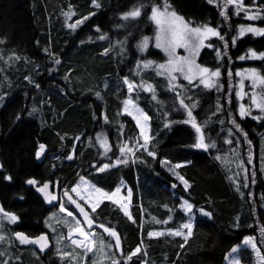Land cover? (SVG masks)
I'll return each instance as SVG.
<instances>
[{
	"label": "trees",
	"instance_id": "obj_1",
	"mask_svg": "<svg viewBox=\"0 0 264 264\" xmlns=\"http://www.w3.org/2000/svg\"><path fill=\"white\" fill-rule=\"evenodd\" d=\"M63 1L0 0V49L22 60L10 63L9 69L4 59L0 60V71L2 68L5 75L0 79V92H11L3 94L10 97L0 110V162L3 170L0 172V203L5 212L14 214L20 220L15 227L26 234L35 233L41 230L42 216L47 213L28 180L40 184L56 179L62 187L70 189L80 178H85L107 193L124 182L133 192L134 203L138 201L142 206L141 209H132L133 220L126 218L117 206L108 201L102 202L92 214L108 226H115L120 238V248L115 249V256L130 258L125 264H139L130 254L139 245L141 234L144 250L140 257H146V264H224L226 254L240 246L246 236L254 239L264 257V207L259 195L264 185L258 190L244 188L235 192L211 152L193 147L199 134L191 123L184 121L189 120L188 111H191L204 135L200 123L206 114L198 116V111L191 106L192 100L195 101L191 95L180 99L174 91H170L163 99V108L151 109L148 94H140V104L146 108L150 119L151 140L147 150L153 156L145 150L137 151L143 141L131 119L121 114L127 96L121 79L127 78L131 82L136 79L124 73V69L118 72L117 60L113 65L108 62L113 59L110 57L115 55L118 45L123 49L122 56L126 57L133 46H138L142 37L153 34L150 20L153 5L163 7L167 2L188 22L198 26L210 24L217 28L223 39L217 37L209 44L211 47H204L199 63L219 68L222 84L220 88L209 87L206 95H200L199 100L203 101L202 104H213L216 97L223 103V111L216 115L215 111L211 112L218 119H226L227 126H233L242 137L244 155H248L251 149L245 144L254 135L253 131L246 130L256 124L241 123L235 113L234 73L243 65L236 60L246 46L256 52H264V36H258L254 44H245L242 40L237 43V39L233 43L238 28L247 20L242 12L237 14L235 7L226 5L225 0L214 3L208 0H96L99 7L94 9L90 7L93 0H72L74 8L81 11V17L87 15V19H83L69 37L63 17L59 16V10L65 7ZM134 8H140L141 15L125 19V14ZM221 11L226 13V17L220 15ZM258 11L264 17V8L260 7ZM129 22L132 23L130 28L121 27ZM258 25L264 26V19H260ZM46 49L55 54V59L59 57L61 60L55 72V65L44 54ZM146 55L155 60L164 59L153 48ZM133 58H139L138 53ZM69 65L75 70L72 76L75 93L69 91ZM104 67L108 70L104 71ZM27 75L41 92L34 101L25 104L23 92L29 82H24L23 78ZM185 84L197 87L194 83ZM84 89H87L85 96ZM159 95L164 96L162 92ZM90 104L94 106L93 113H89L87 108ZM31 107L41 115L40 119L26 118ZM100 132L108 134L109 148L106 152L96 143L95 136ZM37 143L46 147L48 157L43 162L34 159ZM95 145L106 155L104 159L99 158L100 151ZM125 145L128 149L120 164L100 171L103 165H111L118 159V146ZM257 146L253 144L254 149ZM70 150L75 151V157L72 162H67L64 158L68 157ZM59 155H63L61 160L56 163L50 161ZM162 161L171 165L184 163L178 168V173L189 186L185 188L170 175ZM181 199L192 205L195 214L187 240L181 237H150L149 233L153 230L177 229L182 225L185 216L178 208ZM149 206L157 207L159 211L162 208L166 220L171 216L174 219L165 223H150ZM198 209L205 210L211 217L200 216ZM22 250L13 241L6 253L11 258L18 254L26 258L27 261L21 259L18 264H28L36 256L50 257L37 258L36 264H61L52 250L39 256L21 253ZM73 251L79 252L77 249ZM239 253L243 262L252 263L250 250L240 248ZM79 255L80 261L82 252ZM5 261L7 259L0 254V264ZM92 262L91 257L85 259V264Z\"/></svg>",
	"mask_w": 264,
	"mask_h": 264
},
{
	"label": "rangeland",
	"instance_id": "obj_2",
	"mask_svg": "<svg viewBox=\"0 0 264 264\" xmlns=\"http://www.w3.org/2000/svg\"><path fill=\"white\" fill-rule=\"evenodd\" d=\"M215 1L216 0H212L213 3ZM243 3L245 5L246 11H241V12L243 13V16L247 20V22H244L242 25H240V27L251 25V26H254L257 28H264L263 25H258L260 19L248 20L246 17V12H247V14H252L253 12L256 13L257 10L260 9V7L264 8V6H261V3H264V0H257V3L260 4V7H258V8L254 7V6H248V4H250L249 0H243ZM96 5H98V4L97 3H95V4L91 3L90 4L91 9L96 8L95 7ZM232 6L235 7V9L237 10V7L235 6V4H233ZM162 8L163 7H161V9ZM170 10L174 11L172 8ZM248 10L252 11V12H249ZM80 12L81 11H78L74 8L73 1H71V3L67 4L65 7H61V10H59V16H60V18L63 17L62 19L65 22L64 23L65 31L70 34L69 37L72 34H74L73 31H75V29H77L82 23L78 24L75 28L69 27V25L76 24L77 21H81L85 17H87V15L84 17H81L82 15L80 14ZM258 12L260 14H262V12H260V11H258ZM177 14L179 16L183 17L181 14H179V13H177ZM151 15H152V12L150 14V17H151ZM129 18L133 19L132 17H129ZM184 21L189 24V27H200L198 25L192 24L191 22H188V20L185 18H184ZM151 22L153 24L154 30H153V34L150 37H148V36L142 37L140 39V41L138 42V46H133L128 51L126 57L122 56L123 49L120 45H118L116 48L115 55L110 57L113 59L108 61L111 65H113L114 60H117V62H116L117 63V65H116L117 71L119 72V71H122L124 69V73H127L129 76L135 77V79H136L132 83L134 85H136L137 87H135L132 92H129L128 86L124 83L125 78L121 79V83H122V85L125 89V93L127 95L125 100H131L132 101V105L130 106V110L132 111V115H128L124 111V108H125L124 103H123V106L121 107V114L128 116L131 119V121L135 124V126L138 130V133H139L138 135H139L140 139L143 141L142 145H140L141 146L140 150H145L147 152V154H149L148 150H147V146L151 140L150 119H149V116L145 112L146 108H144L140 104V100H141L140 94L141 93L148 94V101H149V106L151 109H152V107L157 108L158 106L163 108V106L165 105L164 104L165 100L163 101V99L168 97L170 91H174L175 95L180 99L182 97H186L187 95H191L192 98L195 99V101L192 100L191 106L193 107V105H195L193 108H195L198 111V116L203 117L206 114L205 118L202 120V122L200 124L203 125V130H204V135H205L204 141L206 144L209 145V147L207 148L208 151L211 152L212 157L219 164L220 169L223 171L224 175L228 179L230 185L232 186V189L235 192L243 191V189L240 186H244V188H246V186H245L246 184L250 185L252 183V180L250 179V176L248 174L251 171L250 170L251 166H250V169H246V167H244V166L247 163L249 165H252V163H250L249 161H250V158H252V156L250 154L254 152V149L251 147V144L249 145V143H246L245 145H247L251 149V153H249L248 155H243V147H242V143L240 141L241 140L240 135L235 131V129L233 128L232 125H230L231 129L229 128V126H227L228 122L226 119L225 120L218 119V118L213 116V112H211V111H215V115L218 114L220 111H223V103L220 102L218 100V98L215 97V99L213 100V104H211V103L210 104H202L203 101H201V99L199 100L200 95H202V96L206 95V91L209 88V87H205L204 84L200 82L201 79H205V80L210 79L213 82L212 87H210V88H213V89L220 88L221 84H222V81L220 80L221 71L219 68L206 67V66H202L199 63V57H200V54H201V51L203 50V48L208 46L209 44H211V41L213 39L217 38V36H209L207 39H205L204 40L205 46L200 48L198 55H194V51H195V49L193 47V44L195 43L194 39L190 40L187 47H183V46L182 47H175L174 51L172 50V48L168 44H164L162 47L158 48L156 46L157 45V35L160 32L161 28L167 29L169 27V22L168 21H162L161 25H157V23L154 22L153 20H151ZM254 22L257 25L254 24ZM131 24L132 23L129 22V23L123 24L121 27L126 26V27L130 28ZM207 25L218 31L217 28L211 26L210 24H207ZM239 28L237 30V36L239 35ZM99 38H100V36H99ZM145 38H147L148 44H147V47L143 51H141L139 48V45L141 44V42ZM258 38L259 37L257 35H253L252 33H246L245 36L239 37L237 39V43H238V41L242 40L245 44H254V40L258 39ZM243 39H245V40H243ZM237 43H236V45H237ZM259 45H260V42H258V46ZM150 48H153V49L159 51L164 56V59L163 60H155L152 58H148L147 55L145 56V54L148 52V50ZM165 48H167L168 50L165 51ZM49 50H51V49L49 48ZM249 50H252L251 47L246 46L244 52L242 54L240 53L241 55L238 56V60H236L237 63H241L243 65H242V67L236 68L235 73H234V76L236 78V81H235L236 88H235V92H234V94H235L234 99L236 100L235 113L237 114L240 121L245 120L246 122H251L250 125H252L253 122H257L258 124H262V123H264V113L260 112V110L254 106L253 98L256 99L257 103L264 102V86L259 85L258 81L256 82L255 86L253 85V79L251 78V73L249 70L255 69L258 73L261 74V76H264V59H255V58L240 59V57L246 56V54H249ZM252 51H254V50H252ZM44 52H45L44 54L48 57V59H50L49 61L53 62V64H56L54 66L53 71L54 72L57 71L60 67L59 64L61 63V60L59 59V57H58V59H55V54L52 51H48V49L44 50ZM136 53H138L139 58H133V55ZM256 53L259 55L260 53H264V52L259 51ZM1 59H4V61L6 62L7 69H9L10 63H15L16 61H22L19 56L7 53V51L3 52L0 49V60ZM170 59L173 60L175 62V64H177V65H183L185 68V71L184 72H172L171 75H169V72L166 69L172 67V65H169ZM186 59L194 60L195 64L199 65L201 68H208L210 71L219 70L220 75L218 77H210L209 74L201 75L199 73V70L196 69L195 67H193V73L192 74L195 76V79H193L191 83H194L197 87H195L194 85L187 86L185 83H188V84H190V83L187 79L184 78L185 75L188 74L187 73V65L184 64V61ZM52 60H54V61H52ZM59 60H60V62L57 63V61H59ZM148 61H152L153 62L152 65L148 68H144L143 67L144 63L148 62ZM245 63H247V64H245ZM251 63H253V64H251ZM160 64L166 65V69L158 68L157 66ZM102 69L104 71L108 70L107 67H104ZM34 70H37V68H35ZM158 72H160L162 74L158 75L157 74ZM0 73H1L0 79H2V77L5 76V75H3L4 72H2V68H1ZM238 73H239V75H237ZM73 75H75V70L73 69L72 65H69V70H68L69 91H72L73 93H75L74 92L75 88H74V86H72V83H73V77L72 76ZM172 77H175V79H173ZM23 80H24V82H29V83H27L28 88L25 90V92H27V90H28V91H32L33 94H35V91L38 90L39 86L36 85L35 83H33L32 81H30V75H27L26 77H24ZM94 83H96L95 80H94ZM141 84H151L155 91L154 92L145 91L142 87H139V85H141ZM82 91H84V96H85L87 94V89L86 90L84 89ZM160 92H162L164 94L163 97L159 95ZM4 93H9V92L8 91L7 92H0V108L3 105V103L5 102V99L2 98V95ZM237 93H239V95H237ZM153 95L156 96L155 100L152 98ZM241 105H243L245 110H247L249 112V115H246L244 117L240 116ZM226 106H227V101H226ZM33 107H34V105H33ZM87 108L89 110V113H93L94 106L92 104H90V106H88ZM136 109H138L140 112H143V114L148 117L147 120H144L143 118H141L140 119V125H138L137 121L135 119H133V116L138 115V112L136 111ZM29 116L35 117L37 119L41 118V115L38 112H35V110L32 107L30 108ZM253 116L261 117V119H253ZM141 127L144 128L143 134L141 133ZM223 127H225L226 129ZM248 131H253V130L247 129L246 132H248ZM107 135H108L107 133L103 134L102 132H100L95 136V138L97 140L96 143L98 145H100V147L102 148V150L104 152H106V149L109 148ZM145 135L147 137H149L147 144H145V138H144ZM101 140L106 141L107 147L101 146V143H100ZM251 143L253 145L254 142H251ZM259 145H260V150L258 151V154L260 155V158L262 159V158H264V132H263V135L260 139ZM140 146H138V147H140ZM96 148L100 151V157L99 158L104 159L106 157V155L102 154V151L97 146H96ZM121 148H124L123 153L121 152ZM127 149H128V147L126 145L122 146V147L118 146L117 150H118L119 157L111 165H108L107 168H109L111 166L119 165L120 160H121V158H123L124 154H126ZM151 156H153V154ZM256 160L258 161V165H260L261 163L257 159V157H256ZM162 163H163L164 168L169 172V174L172 175L178 182H180L185 187L184 183L179 179V177H181V176L178 173V168L174 167L175 164L170 165V164H167L166 161H162ZM179 164L181 166L184 165V163H179ZM105 165H107V164H105ZM105 165L102 166L103 169H107V168H104ZM261 170L264 173V165H262ZM247 178H248V181H247ZM173 187L174 186L171 185L170 189L173 190ZM74 189H75V191H74ZM96 189H99V188H97L95 185H93L89 180L81 178L71 188V192L79 201H81L83 204H85V206L92 213H94L93 206H95V210H96L97 207L102 202L108 201V202H111L112 204H114L115 206H117L119 208V210L121 211V213L126 218H128L130 221H132L133 220L132 208L137 206L139 209H141V207H142V206H140L138 201H137V204H134L133 192L124 182L119 183L114 188V190L111 193H107V195L102 194V190L97 192ZM117 189H119V192H117ZM114 193H115V195H113ZM259 195L261 197V201H262L263 207H264V189L259 191ZM108 197H111V199H109ZM186 202H187V204H190L185 199H181V202L178 206L179 210L185 216L184 222L182 223V225L179 228H177V229L153 230L150 233H160V235H153L150 237L165 236V237H171V238H174V237L185 238V236H187V238H188L191 235V232L189 233V230L184 228L183 225L190 223L193 227L195 214H194L193 207H192V210L190 212L186 211V208H185ZM60 207H62V204L60 205ZM165 207H169V206H165ZM158 209L159 208H157V207H150V206L148 207V221L150 223H154V222H164L165 223V222L172 221L174 219V217L171 216L168 220H166L164 218V210L161 208V211H159ZM197 212L200 216L208 217V218L211 217L210 214L203 209H198ZM125 213H127V214H125ZM74 215L75 214H73V213H72V216H69L67 213L55 215V213H54V214H52V216L50 214V216H48V218L46 219V229L51 232L52 254L54 255V257H57V256L59 257V259L61 260V264H85V259L87 257L92 258V261H93L92 264H113L114 260L117 261V264H122V262L125 264L129 261L130 258L122 259V258L116 257L115 256V245L112 242V239L110 237H106L105 235H102L101 233H99V231L98 232H92V233H95V239L97 241L96 245H95V248L97 250H95L93 252L86 251V249L84 247H78L76 245H73L71 242L73 238L72 237L69 238L70 234L67 237L62 238L59 235V233L57 232V229L55 228V224L59 223V222L74 223L76 221ZM10 223H12V222H9V220L5 219L3 217V215H0V254L5 259H7V261L1 262V264H18L21 262V259L26 260V258L21 257L22 255L18 254L15 257H12V258H14V260L12 261V258L9 255V253H6V250H9V248H11V242H13L12 241L13 240L12 235L8 234ZM15 223H13V224H15ZM191 230H192V228H191ZM176 232H180L181 235H174V233H176ZM74 237L78 241L83 240V237H80L78 234L74 235ZM246 237H249V236H246ZM245 238L243 239L240 246L234 247L235 249H237L236 252H233L232 250L234 248H232L226 254L224 264H248V263H245L242 261L241 255L239 253L240 248H246V249L250 250V252L252 254V263L251 264H264V257L262 255L260 249L258 247H256V249H253V247L251 245L245 244L244 243ZM101 240H103L104 243L106 245H108L107 247H105L103 249L102 252L98 250ZM73 249H77L79 252H82V259L80 261L78 260L80 258L79 252L75 253L73 251ZM137 249H139L138 252L136 251ZM142 251H143V241L141 240L140 244L130 254L131 258L138 261L139 264H140V261L143 260V258L140 257V254L142 253ZM23 252H25V251L22 250L21 253H23ZM65 253H67L68 255L65 256L64 255ZM133 253H135V255H133ZM29 254L39 256V254H35L33 252H29ZM40 255H44V254H40ZM16 258H18V259H16ZM37 258L41 259V258H50V257L44 256V257L39 258L36 256V258L32 259L31 261H28L29 262L28 264H36L38 262Z\"/></svg>",
	"mask_w": 264,
	"mask_h": 264
},
{
	"label": "snow or ice",
	"instance_id": "obj_3",
	"mask_svg": "<svg viewBox=\"0 0 264 264\" xmlns=\"http://www.w3.org/2000/svg\"><path fill=\"white\" fill-rule=\"evenodd\" d=\"M212 0H209V3H211ZM93 3H96V0H93ZM226 5H233L235 4V6L237 7V14H239V12L241 11H246L245 9V5L243 3V0H225ZM97 7H99V5H96ZM171 9V5L168 4L167 2H165V4L163 5V8L161 9V7H158L156 5L152 6L151 12L152 15L150 17L151 20H153L154 22L157 23V25H161L162 21H168L169 22V27L167 29L161 28L160 32L157 35V47H162L164 44H168L172 50H175V47H187L190 40L194 39L195 43L193 44V47L195 49L194 51V55H198L199 54V50L200 48L204 47V40L207 39L209 36H217L220 37L221 39H223V37L220 35V32L217 31L216 29L208 26L207 24L202 25L200 27H189V24L186 23L184 21V18L179 16L175 11L170 10ZM139 15H141V9L140 8H134L132 11L128 12L125 14L124 18L127 19L129 17L135 18L138 17ZM221 16H225L226 17V13L224 11H221L220 13ZM246 17L248 20H257V19H264V17H261L259 12L256 13H252V14H247L246 12ZM84 19H87V17H85ZM83 21H77L76 24H71L69 25V27L75 28L78 24L82 23ZM246 33H252L253 35H257V36H264V28H257L254 26H241L239 28V35L238 37L233 39V43H235L236 39H238L239 37H243L245 36ZM101 39H103L104 37L101 36ZM148 41L147 38H145L141 44L139 45V48L141 51H143L146 47H147ZM209 47H211V45H208ZM225 47H227V44H225ZM168 49L165 48V51H167ZM217 55L219 56V50H217ZM246 58H255V59H264V53H260L259 55L252 50H249V54H246V56H242L240 57V59H246ZM57 63H59V61H57ZM152 61H148L145 62L143 67L144 68H148L152 65ZM184 64L187 65V73L185 75V79H187L189 81V83L192 82L193 79H195V76L192 74L193 73V67H195L196 69L199 70V73L201 75L203 74H209L210 77H218L220 75L219 70L216 71H210L208 68H201L199 65L195 64L194 60H188L186 59L184 61ZM169 65H172L171 68H167L166 69V65L164 64H160L157 67L160 69H166L169 72V75H171L172 72H184L185 68L183 65H177L175 64V62L173 60H169ZM251 73V78L253 79V85H256V82H259V85L264 86V76H261L260 73H258L255 69H251L249 70ZM158 75H161L162 73L158 72ZM239 75V73L237 74ZM173 79H175V77H172ZM201 83L204 84L205 87H212V81L209 80H205V79H201L200 81ZM124 83L128 86V90L129 92H132L134 90L135 87H137L136 85H134L132 82H130L127 78H125ZM139 87H142L145 91H150V92H154L155 90L153 89L151 84H141L139 85ZM237 95H239V93H237ZM154 100L156 99V96L153 95L152 97ZM181 104L183 105V101L181 100ZM253 104L256 108H258L260 110V112L264 113V102L261 103H257L256 99L253 98ZM132 105V101L131 100H125L124 101V111L128 114V115H132V111L130 110V106ZM195 105H193L194 107ZM136 111L138 112V115L133 116V119H135L137 121V124L140 125V119L143 118L144 120H147L148 117L146 115L143 114V112H140L138 109H136ZM246 115H249V112L247 110H245L244 106L241 105L240 108V116L244 117ZM188 116H189V120L184 121L185 123H191L192 126L196 129L197 133H200V128L197 126L195 119L192 117V112L189 111L188 112ZM253 119H261V117H256L253 116ZM239 127V126H237ZM141 133H144V128L141 127ZM145 144H147L149 137H147L145 135ZM101 146L103 147H107L106 145V141L101 140L100 141ZM214 146V145H213ZM193 147L198 148V149H205L207 150V148L209 147L208 144L205 143L204 141V137L203 135H198L197 139H196V143L193 145ZM45 146L43 144H41L39 146V150L37 151L36 155L37 157H39L43 152H44ZM131 149H129L130 151ZM121 152H124V148H121ZM150 155H152V153H149ZM69 159H71V157H69ZM251 162V161H249ZM108 165H105L104 168H107ZM175 168H179L181 167L180 164H176L174 165ZM100 171H103L104 169L101 168L99 169ZM255 175V174H253ZM10 179V178H9ZM179 179L184 183L185 188H187L189 185L187 183V181H184V178L181 176L179 177ZM254 182V181H253ZM27 183L29 184H35L36 181L34 180H28ZM247 186V185H245ZM48 188V185L45 184L42 188H38V191L44 192L46 189ZM75 191V189H74ZM97 192H99V189H96ZM117 192H119V189H117ZM107 195V194H105ZM115 195V193L113 194ZM46 199H48V196L46 195L45 197ZM109 199H111V197H108ZM52 199H55V197H52ZM71 199V198H69ZM72 203H75V201H72ZM76 207L80 210L81 214L84 215V222L87 224V227L89 229L93 228L94 225V220L88 216L87 213L84 212V209L81 208V206L79 204L76 205ZM185 208L186 211H191L192 210V205L191 204H187V202L185 203ZM62 212L66 211V209L62 206L60 209ZM93 211H95V206H93ZM0 212L3 213V217L7 220H9V222L15 223L17 221V217L14 214L8 213V212H4L3 209H0ZM69 216H72L71 212L67 213ZM127 214V213H125ZM77 226L73 229L70 230V236L69 238H71V233L72 232H76L78 233L80 236L83 237V240H76V239H72V244L76 245L78 247H84L86 249V251L88 252H93L95 250H97L95 248L96 245V239H95V233L92 232H87L84 230L83 227H80V221L77 220ZM98 227L103 228V232L107 233L109 236L114 237L116 240V244L115 247L117 249H119L120 247V238L117 235L116 231L113 229H110L109 227H105L103 225H99ZM184 228L189 230V233L191 232V228L192 225L190 223L184 224L183 225ZM17 239L20 241V243L23 244H27V243H33V244H39L41 247V250H43L44 248L47 247V237L45 236H40L36 239H32L30 240L29 237H27L26 235H24L23 233H15ZM153 235H160V233H149V236H153ZM174 235H181L180 232H176L174 233ZM185 240H187V236H185ZM244 243L247 245H251L253 247V249H256V244L254 242V239L251 237H246L244 240ZM108 245H106L104 243L103 240L100 241V245H99V251H103V249L105 247H107ZM137 252L139 251V249L136 250ZM233 252H236L237 249H233ZM65 256H67L68 254L65 253ZM133 255H135V253H133ZM113 264H117V261H113Z\"/></svg>",
	"mask_w": 264,
	"mask_h": 264
},
{
	"label": "flooded vegetation",
	"instance_id": "obj_4",
	"mask_svg": "<svg viewBox=\"0 0 264 264\" xmlns=\"http://www.w3.org/2000/svg\"><path fill=\"white\" fill-rule=\"evenodd\" d=\"M249 2H250V4H248V6H254V7H256V8H258V7H260V4H258L257 3V0L255 1H252V0H249ZM261 5H264V3H261ZM249 11V10H248ZM249 12H252V11H249ZM254 13V12H253ZM257 25V24H256ZM41 92V89H40V87L38 88V90H36L35 91V94H33V92L32 91H28L27 90V92H23V95H24V97H23V102L26 104V103H28V102H32V101H34L35 99V97L36 96H38L39 95V93ZM9 93H11V92H9ZM9 97H10V95L9 94H6V95H2V98L3 99H5V102L3 103V105L1 106V108H0V110L6 105V103L8 102V100H9ZM237 115V114H236ZM26 118H31V116H29V112L26 114ZM241 123H243V122H245V120H241L240 121ZM253 123H255L256 124V126L255 127H251V126H248L247 128L248 129H251V130H253V135H254V137L252 138V140H250L251 142H254L253 144H258V146H257V148L256 149H254L253 148V145H252V148L254 149V152L253 153H251L250 155L252 156V158H250V163H252V165H249L248 163L244 166V167H246V169H250V166H251V171L248 173L249 174V176H250V179L252 180V183L250 184V185H248V184H246L247 186H246V189H250V188H252L253 190H255V189H259V187H261V186H263L264 185V173L262 172V170H261V168H262V165H264V158H260V155L258 154V151L260 150V145H259V143H260V139H261V137H262V135H263V132H264V123H262V124H258L257 122H253ZM251 142H248L249 144H252ZM41 144H39V143H37L36 145H35V149H36V151H35V154H34V159L37 161V162H43V161H45L46 159H47V152H46V147H45V149H44V152L39 156V157H37V155H36V153H37V151L39 150V146H40ZM242 147H243V145H242ZM71 151V150H70ZM69 151V152H70ZM256 151V152H255ZM75 152V151H74ZM243 155H244V153H243ZM62 157H63V155H59V156H57V157H54V158H52L50 161L51 162H54V163H56L57 161H59V160H61L62 159ZM75 157V156H74ZM256 157H257V159L260 161V163L262 164H260V165H258V161L256 160ZM65 160H67V157H65L64 158ZM68 162V161H67ZM1 171H3L2 170V164H1V162H0V172ZM245 171V170H244ZM253 174H255V175H253ZM5 175H7V174H5ZM81 179V178H80ZM83 179H85V178H83ZM86 180H88V179H86ZM49 181V180H48ZM247 181H248V178H247ZM253 181L254 182H256L257 184H259V185H256V184H254L253 183ZM54 185H58L59 186V198H60V204L58 205V206H52V207H48V206H46L44 203V206L46 207V210H47V213H46V215H45V217L44 216H42V220H41V222L43 223L42 225H41V230H37L35 233H34V231H33V233L32 234H26V232H23L22 230H19V229H17L16 227H15V224L17 223V226L19 225V222H20V220L19 219H17V221H16V223L15 224H13V223H10L9 225H10V227H9V231H8V234L9 235H13V233L14 232H16V231H20V232H22V233H24V234H26V236L27 237H29V238H31V239H33V238H35V237H37L38 235H40V234H47L48 235V237H49V239H50V241H51V232L49 231V230H47L46 229V219L48 218V216H50V214H51V216H52V214H54L55 213V215H58V214H64V213H68V212H71V213H73V214H75L74 215V217H75V222L74 223H62V222H59V223H56L55 224V228L57 229V232L59 233V235L62 237V238H65V237H67L69 234H70V230L71 229H73V228H75L76 226H77V220H79L81 223H80V227H83L84 228V230L85 231H87V232H98L99 231V233H101V234H103V235H106V236H109L107 233H104L103 232V228H101V227H98L99 225H103V226H105V227H109L110 229H113V230H115L116 231V233H117V235H118V232H117V230H116V228H115V226H108L102 219H96V218H94V216H93V214H92V212L85 206V204H83L81 201H79L73 194H72V192H71V188L75 185H73L70 189H67V188H65V187H62L61 185H60V183L58 182V180H56V179H54V180H52L51 181ZM43 183V182H42ZM261 183V184H260ZM41 184V183H40ZM249 186V187H248ZM242 189H244V186H240ZM262 188H264V186L262 187ZM53 190V189H52ZM99 190H101V189H99ZM65 192H69L77 201H79L81 204H83L84 205V207L86 208V210L90 213V217L94 220V227L92 228V229H87L86 228V226H85V224L83 223V221L80 219V217L72 210V208L70 207V205L67 203V201L64 199V193ZM62 204V206L66 209V211H64V212H62L60 209H61V207H60V205ZM3 208V206L1 205V208L0 209H2ZM5 212V211H4ZM2 213V212H1ZM0 213V215H3V213L1 214ZM18 218V217H17ZM4 233V232H3ZM6 234V233H5ZM76 234H78V233H76V232H72L71 233V237L73 238V239H76L75 237H74V235H76ZM79 235V234H78ZM80 236V235H79ZM80 237H82V236H80ZM111 237V236H110ZM111 238H113V237H111ZM97 242V241H96ZM21 247L23 248V251H25L27 254H29V252H33V253H35V254H47L49 251H50V249H49V251H47V252H40L39 250H36L35 248H33L32 246H27V245H24V244H22L21 245Z\"/></svg>",
	"mask_w": 264,
	"mask_h": 264
},
{
	"label": "water",
	"instance_id": "obj_5",
	"mask_svg": "<svg viewBox=\"0 0 264 264\" xmlns=\"http://www.w3.org/2000/svg\"><path fill=\"white\" fill-rule=\"evenodd\" d=\"M60 61V60H59ZM69 157H71V159H69ZM74 159V152H70L68 157H67V161L68 162H72ZM45 184L48 185V188L44 191V192H41V191H38V188H42ZM53 189V190H52ZM33 190L35 192V194L39 197V199L48 207H52V206H58L60 204V198H59V186L58 185H54L51 181H45L41 184H38V185H35L33 187ZM46 195L48 196V199H46ZM52 197H55V199H52ZM71 198V199H69ZM64 199L67 201V203L70 205V207L72 208V210L80 217V219L83 221V223L85 224L86 228L89 229L87 227V224L84 222V215L81 214L80 210L76 207L77 204H79L81 206V208L84 209V212L88 214V216L90 217V213L86 210V208L84 207L83 204H81L79 201H77L69 192H65L64 193ZM72 201H75V203H72ZM95 226V225H94ZM93 226V227H94ZM92 229V228H91ZM22 233L20 231H16L14 232L13 234V238L20 242L15 233ZM24 234V233H23ZM25 235V234H24ZM45 236L47 237V247L44 248L43 250H41V247L39 244H33V243H27L26 245L28 246H32L33 248L39 250V251H42V252H47L48 249L51 247V241L48 237L47 234H40L38 235L37 237L33 238V239H36L40 236ZM114 238V237H113ZM30 240H32L31 238H29ZM114 241L116 243V240L114 238ZM23 244V243H22Z\"/></svg>",
	"mask_w": 264,
	"mask_h": 264
},
{
	"label": "bare ground",
	"instance_id": "obj_6",
	"mask_svg": "<svg viewBox=\"0 0 264 264\" xmlns=\"http://www.w3.org/2000/svg\"><path fill=\"white\" fill-rule=\"evenodd\" d=\"M71 1L72 0H65V1H63L62 3L66 6L67 4H70L71 3ZM52 61H54V60H52ZM53 63V62H52ZM55 63V62H54ZM51 65V64H50ZM51 68V67H50ZM54 70V69H53ZM35 185H38V184H33V187L35 186ZM0 208H1V203H0Z\"/></svg>",
	"mask_w": 264,
	"mask_h": 264
},
{
	"label": "crops",
	"instance_id": "obj_7",
	"mask_svg": "<svg viewBox=\"0 0 264 264\" xmlns=\"http://www.w3.org/2000/svg\"><path fill=\"white\" fill-rule=\"evenodd\" d=\"M171 165V164H170ZM172 165H174V164H172Z\"/></svg>",
	"mask_w": 264,
	"mask_h": 264
}]
</instances>
